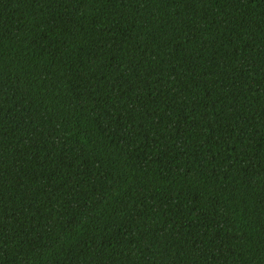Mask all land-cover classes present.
<instances>
[{"label": "trees", "instance_id": "1", "mask_svg": "<svg viewBox=\"0 0 264 264\" xmlns=\"http://www.w3.org/2000/svg\"><path fill=\"white\" fill-rule=\"evenodd\" d=\"M0 264H264V0H0Z\"/></svg>", "mask_w": 264, "mask_h": 264}]
</instances>
